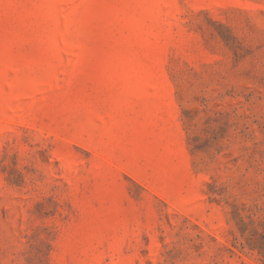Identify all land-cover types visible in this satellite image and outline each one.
<instances>
[{
  "label": "rangeland",
  "instance_id": "obj_1",
  "mask_svg": "<svg viewBox=\"0 0 264 264\" xmlns=\"http://www.w3.org/2000/svg\"><path fill=\"white\" fill-rule=\"evenodd\" d=\"M0 264H264V0H0Z\"/></svg>",
  "mask_w": 264,
  "mask_h": 264
}]
</instances>
